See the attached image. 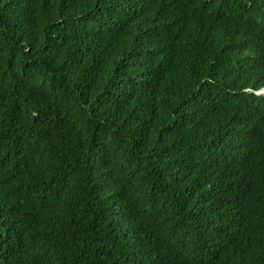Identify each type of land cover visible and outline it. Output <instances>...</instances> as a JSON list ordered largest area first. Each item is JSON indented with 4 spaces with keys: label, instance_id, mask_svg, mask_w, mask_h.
Segmentation results:
<instances>
[{
    "label": "trees",
    "instance_id": "trees-1",
    "mask_svg": "<svg viewBox=\"0 0 264 264\" xmlns=\"http://www.w3.org/2000/svg\"><path fill=\"white\" fill-rule=\"evenodd\" d=\"M264 0H0V264H264Z\"/></svg>",
    "mask_w": 264,
    "mask_h": 264
},
{
    "label": "clouds",
    "instance_id": "clouds-1",
    "mask_svg": "<svg viewBox=\"0 0 264 264\" xmlns=\"http://www.w3.org/2000/svg\"><path fill=\"white\" fill-rule=\"evenodd\" d=\"M262 90H264V89H262ZM262 90H259V91L255 92V94H258V95L264 94V91H262Z\"/></svg>",
    "mask_w": 264,
    "mask_h": 264
},
{
    "label": "snow or ice",
    "instance_id": "snow-or-ice-1",
    "mask_svg": "<svg viewBox=\"0 0 264 264\" xmlns=\"http://www.w3.org/2000/svg\"><path fill=\"white\" fill-rule=\"evenodd\" d=\"M262 91H264V90H262Z\"/></svg>",
    "mask_w": 264,
    "mask_h": 264
}]
</instances>
